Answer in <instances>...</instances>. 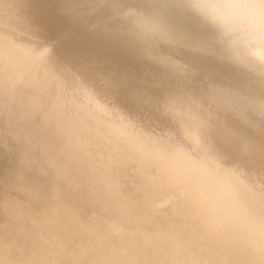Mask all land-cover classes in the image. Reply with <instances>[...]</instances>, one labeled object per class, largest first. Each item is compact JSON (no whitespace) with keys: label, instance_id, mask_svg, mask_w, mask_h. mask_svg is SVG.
Instances as JSON below:
<instances>
[{"label":"bare ground","instance_id":"obj_1","mask_svg":"<svg viewBox=\"0 0 264 264\" xmlns=\"http://www.w3.org/2000/svg\"><path fill=\"white\" fill-rule=\"evenodd\" d=\"M256 3L0 0V264H264Z\"/></svg>","mask_w":264,"mask_h":264},{"label":"clouds","instance_id":"obj_2","mask_svg":"<svg viewBox=\"0 0 264 264\" xmlns=\"http://www.w3.org/2000/svg\"><path fill=\"white\" fill-rule=\"evenodd\" d=\"M253 7H258L259 9L262 10V12H264V0H258V3L252 5ZM45 53H41L40 55L43 56ZM117 118H121L119 114H117ZM225 196V198H227V193L223 194ZM257 218L259 219V221L264 224V205H261L258 209L255 210Z\"/></svg>","mask_w":264,"mask_h":264}]
</instances>
